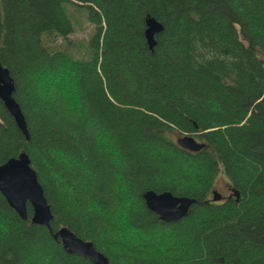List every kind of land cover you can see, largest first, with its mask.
I'll list each match as a JSON object with an SVG mask.
<instances>
[{
  "label": "trees",
  "instance_id": "1",
  "mask_svg": "<svg viewBox=\"0 0 264 264\" xmlns=\"http://www.w3.org/2000/svg\"><path fill=\"white\" fill-rule=\"evenodd\" d=\"M0 63L29 133L0 100V164L25 152L53 216L0 192V264H92L63 229L108 264H264V0H0ZM218 174L238 196L208 200ZM146 190L196 202L166 223Z\"/></svg>",
  "mask_w": 264,
  "mask_h": 264
},
{
  "label": "water",
  "instance_id": "2",
  "mask_svg": "<svg viewBox=\"0 0 264 264\" xmlns=\"http://www.w3.org/2000/svg\"><path fill=\"white\" fill-rule=\"evenodd\" d=\"M144 36L149 48L155 44V34L162 31L163 25L154 17L146 15L144 19ZM15 90L14 80L9 70L0 63V100L6 110L13 117L17 127L29 139L24 115L13 93ZM178 144L189 150H198L204 143L197 142L192 136L179 138ZM238 196V193L232 189ZM0 192L5 197L20 219L26 221L27 204L32 207L31 223L50 229V221L53 216L50 206L44 196V191L38 181L35 170L31 167L30 159L25 152L16 157H10L0 164ZM213 200H219L221 195L213 191ZM147 209L166 223L176 222L184 218L189 212L191 204L196 199L187 196H176L169 191L155 192L146 190L142 195ZM54 240L60 239L63 248L69 253L88 258L92 264H108V259L99 253L92 243L83 241L67 229L52 234Z\"/></svg>",
  "mask_w": 264,
  "mask_h": 264
},
{
  "label": "rangeland",
  "instance_id": "3",
  "mask_svg": "<svg viewBox=\"0 0 264 264\" xmlns=\"http://www.w3.org/2000/svg\"><path fill=\"white\" fill-rule=\"evenodd\" d=\"M74 21L76 22V30L71 36L73 39L85 40L90 36L92 32V25L87 21L84 13H75ZM172 141H175L179 134L175 130H169L166 134ZM226 183L227 179L223 174H218L215 176L212 189L217 190L221 194H226ZM211 192L209 198H211Z\"/></svg>",
  "mask_w": 264,
  "mask_h": 264
},
{
  "label": "flooded vegetation",
  "instance_id": "4",
  "mask_svg": "<svg viewBox=\"0 0 264 264\" xmlns=\"http://www.w3.org/2000/svg\"><path fill=\"white\" fill-rule=\"evenodd\" d=\"M178 138H179V137H177L176 140H178ZM176 140H175V141H176ZM196 141H197V142H201V141H199L198 138H196ZM232 189H233V187H232L230 184L226 183V194H221L220 192H218V191L215 190V189H212V192H213V191L218 192V193L221 195V198H220L219 200H217V201H219V202H224V201H226L227 199H231L232 197L237 196V195L235 194V192H234ZM212 198H213V197H212ZM208 200H213V199L210 198V199H208Z\"/></svg>",
  "mask_w": 264,
  "mask_h": 264
}]
</instances>
